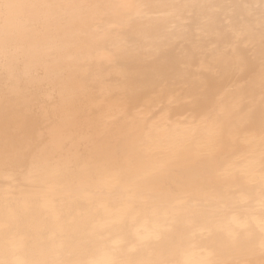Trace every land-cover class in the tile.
Returning a JSON list of instances; mask_svg holds the SVG:
<instances>
[{
    "label": "bare ground",
    "instance_id": "bare-ground-1",
    "mask_svg": "<svg viewBox=\"0 0 264 264\" xmlns=\"http://www.w3.org/2000/svg\"><path fill=\"white\" fill-rule=\"evenodd\" d=\"M262 8V0H0V150L19 145L35 161L28 184L0 179V258L257 264L264 181L91 177L108 165L149 164L139 169L148 173L150 164H239L222 158L233 147L227 136L264 118ZM157 116L222 135L158 158L139 149Z\"/></svg>",
    "mask_w": 264,
    "mask_h": 264
},
{
    "label": "rangeland",
    "instance_id": "rangeland-1",
    "mask_svg": "<svg viewBox=\"0 0 264 264\" xmlns=\"http://www.w3.org/2000/svg\"><path fill=\"white\" fill-rule=\"evenodd\" d=\"M155 121L161 126L158 127L159 125L155 123ZM188 121H191V119H189ZM199 122L200 123L196 122L195 124L196 125L197 124L202 125L203 123H204L203 125H205V123L208 124V122H203V121H199ZM167 123L169 124V126L174 128L177 125V120L175 121L167 120L166 122V119H164L163 116L161 117L157 116L156 118L149 121L148 126L150 130L146 131L143 137L141 138V140L144 139V141H141L139 143V144H143V146L139 147V149H142L145 153H149V154L155 153V155H157L158 152H168V150H170L172 146H175L180 142H183L184 144L192 142V143H197V146H200L207 140L211 139L210 136L214 135L213 137H217L218 135L219 136L222 135V133L218 132L219 130H215L216 126L211 124L202 126L194 130H178L176 129V127H179L181 124L177 125L175 129H171V127L169 129V127H167L166 125ZM173 124L176 125L173 126ZM185 127L187 126L185 125ZM188 127H194V126L193 124H191ZM227 137L231 140V144L233 145V147L229 150V152H226L225 155H223L222 157L223 159L225 158V161L227 163H233V161H235V163L246 164L247 162L256 159H261V158L264 159V118L262 119L261 126H259L258 128L249 131L245 130L243 132L242 131L240 132L239 130L232 131L229 133ZM146 141L152 143L153 146L150 147L144 145ZM261 145H263V148L260 147ZM227 155H229V157H227ZM160 156L162 155H157L158 158ZM110 185H111V189L115 187L114 184H110ZM93 186L97 187L96 189L97 191L104 194H109V191H105V188H100L99 186H97V184H93ZM235 189H238V187L226 185L224 186L223 190L228 192V191H233ZM104 206L105 204L101 203L98 204L96 208L97 209L103 208L105 212L108 211L105 210ZM97 209H94V212ZM47 216L49 215L47 214Z\"/></svg>",
    "mask_w": 264,
    "mask_h": 264
},
{
    "label": "flooded vegetation",
    "instance_id": "flooded-vegetation-1",
    "mask_svg": "<svg viewBox=\"0 0 264 264\" xmlns=\"http://www.w3.org/2000/svg\"><path fill=\"white\" fill-rule=\"evenodd\" d=\"M148 165L149 164H132L133 170L127 171L120 169L118 165H108L106 166L107 168L103 166L107 170L104 168V171L96 172V174H98L97 176H90H93L91 178H102L107 180H141L149 176H155V180L160 181L199 179H209L213 181H264V164H206L209 170L203 169V164H150L155 171L140 173V167ZM104 173H106V175Z\"/></svg>",
    "mask_w": 264,
    "mask_h": 264
},
{
    "label": "clouds",
    "instance_id": "clouds-1",
    "mask_svg": "<svg viewBox=\"0 0 264 264\" xmlns=\"http://www.w3.org/2000/svg\"><path fill=\"white\" fill-rule=\"evenodd\" d=\"M34 166L35 161L32 154L19 145L9 147L6 142L3 150H0V179H12L18 186H24L29 183ZM0 264H13V262L7 258V253H5L3 258H0ZM30 264H57V262L37 258ZM59 264H91V262L87 256L78 255L75 259L59 262ZM257 264H264V252L261 253V259Z\"/></svg>",
    "mask_w": 264,
    "mask_h": 264
}]
</instances>
